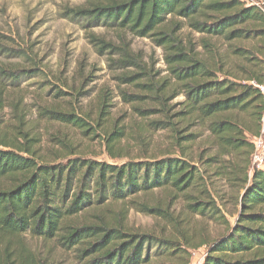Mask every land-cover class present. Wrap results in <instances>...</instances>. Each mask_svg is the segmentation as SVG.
<instances>
[{
	"label": "trees",
	"instance_id": "obj_1",
	"mask_svg": "<svg viewBox=\"0 0 264 264\" xmlns=\"http://www.w3.org/2000/svg\"><path fill=\"white\" fill-rule=\"evenodd\" d=\"M64 14L83 21L90 32L103 27L116 34L117 41L95 33L87 38L97 54L107 56L109 68L122 84L140 86L149 93L168 88L165 80L154 81L158 73L127 39L148 38L162 49L167 71L184 97L182 108L170 115L171 109L161 100L159 108L137 112L146 117L161 115L167 121H155L157 128H171L175 139L186 142L193 141L194 135L182 136L170 119L206 125L218 147L206 163L217 166L214 176L228 178L242 190L238 219L233 226L227 225L222 236L206 243L201 264H264V169L248 174L252 146L246 138L258 132L262 111L254 86L262 81V60L253 54H264V15L239 0H83ZM184 26L205 37L221 38L233 56L252 62L251 69L239 76L224 71L222 65H211L208 54L204 56L195 43L182 37ZM251 40L258 42L257 52L243 46ZM201 45L211 53L208 42L202 40ZM14 74L15 70L0 68V113L6 107L4 83L13 82ZM107 106L103 96L99 118L107 114ZM41 115L63 124L84 123L57 107L43 108ZM21 137L23 142L6 141L0 133V264H53L25 245L21 240L25 234L74 250L81 264H191L189 250L203 243L191 246L173 236L132 231L120 214L134 209L172 221L171 213L159 205L129 199L154 189L196 190L202 185L197 167L175 156L121 165L81 157L48 163L38 157L33 139H26V134ZM225 156L238 161H226ZM199 190L206 199L190 197L191 211L220 220L221 213L205 187ZM116 203L122 208L113 217L115 211L107 208Z\"/></svg>",
	"mask_w": 264,
	"mask_h": 264
},
{
	"label": "rangeland",
	"instance_id": "obj_2",
	"mask_svg": "<svg viewBox=\"0 0 264 264\" xmlns=\"http://www.w3.org/2000/svg\"><path fill=\"white\" fill-rule=\"evenodd\" d=\"M82 4L83 0H0V68L15 70L14 81L4 83L6 107L0 113V123H3L0 133L6 141L14 142L16 139L23 142L21 134H26V139H33V149L41 161L48 163H60L73 157L110 165L167 156L186 159L200 170V187H205L216 203L220 220L195 214L189 208L193 202L190 197L206 199L199 193L200 187L185 193L170 188L154 189L129 199L159 205L171 213L172 221L141 214L134 209L126 210L120 216L132 231L173 236L188 241L191 246L203 243L199 248L189 250L191 264H196L206 254V243L222 236L227 225L235 224L242 190L232 180L214 176L217 166L209 167L206 163L218 152L206 125L170 119L176 129L183 132L182 136L194 135L193 141L186 142L175 139L171 128H157L155 121H167L161 115L146 117L137 112V109L159 108L158 101L161 100L171 109L170 115L182 108L184 97L167 71L162 49L148 38L129 36L127 39L132 50L142 54L144 61L158 73L154 81L160 84L165 80L163 84L168 88L161 93H149L140 86L120 83L115 78L117 72L108 66L107 56L97 54L87 38L90 33H95L117 41L116 34L103 27L90 32L84 28L83 21L65 17L66 9ZM181 35L195 43L204 56L208 54L211 65H222L224 71L239 76L251 69L252 62L233 56L221 38L205 37L186 26ZM202 40L211 45L210 54L201 45ZM243 46L254 53L258 42L247 41ZM253 55L262 60L263 56ZM103 96L108 105L107 114L99 118V103ZM46 107L74 113L84 123L70 125L50 121L41 115ZM87 128L92 130L85 132ZM251 136L246 138L250 140ZM223 159L238 161L232 156ZM248 174H251L250 168ZM120 204H110L107 211H115L112 216H116L122 208ZM176 226L178 230H175ZM21 240L36 253L47 256L53 264H81L74 250H62L54 243L34 239L29 234Z\"/></svg>",
	"mask_w": 264,
	"mask_h": 264
},
{
	"label": "built area",
	"instance_id": "obj_3",
	"mask_svg": "<svg viewBox=\"0 0 264 264\" xmlns=\"http://www.w3.org/2000/svg\"><path fill=\"white\" fill-rule=\"evenodd\" d=\"M245 6L255 7L261 14L264 15V0H239ZM254 86L258 89L261 96L262 111L259 118L258 132L252 135L250 143L252 151L250 155V171L264 169V54L262 57V81ZM205 256V255H204ZM201 260H197L196 264H201Z\"/></svg>",
	"mask_w": 264,
	"mask_h": 264
}]
</instances>
